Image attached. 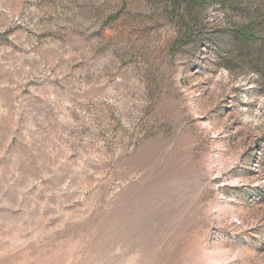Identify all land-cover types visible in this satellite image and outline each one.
Wrapping results in <instances>:
<instances>
[{
    "label": "rangeland",
    "instance_id": "obj_1",
    "mask_svg": "<svg viewBox=\"0 0 264 264\" xmlns=\"http://www.w3.org/2000/svg\"><path fill=\"white\" fill-rule=\"evenodd\" d=\"M0 264H264V0H0Z\"/></svg>",
    "mask_w": 264,
    "mask_h": 264
},
{
    "label": "trees",
    "instance_id": "obj_2",
    "mask_svg": "<svg viewBox=\"0 0 264 264\" xmlns=\"http://www.w3.org/2000/svg\"><path fill=\"white\" fill-rule=\"evenodd\" d=\"M195 2L198 4H202L204 3V0H195ZM251 39L253 38V36H249Z\"/></svg>",
    "mask_w": 264,
    "mask_h": 264
}]
</instances>
